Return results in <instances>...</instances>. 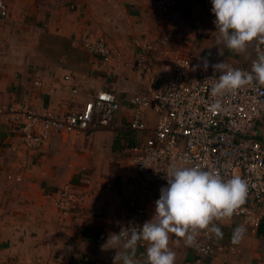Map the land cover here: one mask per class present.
Masks as SVG:
<instances>
[{
  "label": "crops",
  "instance_id": "0c3cea01",
  "mask_svg": "<svg viewBox=\"0 0 264 264\" xmlns=\"http://www.w3.org/2000/svg\"><path fill=\"white\" fill-rule=\"evenodd\" d=\"M0 1L7 10L3 18L0 8L1 100L59 116L81 110L100 91L112 92L121 104L114 129L97 131L91 139L52 134L37 151L23 145L20 120L0 115V264L32 259L42 264H114L116 250L102 251L100 246L110 233H118L129 199L137 198L147 210L144 216L132 211V219L146 222L154 215L160 188L167 186L157 184L146 195H136L128 184L134 173L132 149L145 138L128 127L134 117L131 100L151 88L166 61L148 47L170 37V49H175L177 34L183 33L198 39L201 53L215 64L226 61L251 70L256 41L243 52L221 46V55L212 6L204 0H172L174 23H166L149 0ZM100 38L120 54L110 64L84 48L85 40ZM144 54L153 66L149 75L137 67ZM147 115L154 125L158 115ZM255 130L264 146V118ZM69 185L80 194L81 207L62 216L47 195ZM241 224L235 216L223 221V239L216 241L228 249L210 264H264V225L246 227L243 240L233 245V230ZM170 236L175 264H192L194 253L183 239ZM142 252L146 255V249ZM134 259L146 264V257Z\"/></svg>",
  "mask_w": 264,
  "mask_h": 264
},
{
  "label": "built area",
  "instance_id": "2783aa9c",
  "mask_svg": "<svg viewBox=\"0 0 264 264\" xmlns=\"http://www.w3.org/2000/svg\"><path fill=\"white\" fill-rule=\"evenodd\" d=\"M157 6L166 23H174L172 0H149ZM207 7L211 0H204ZM1 17L7 10L0 1ZM173 38L157 39V45L149 46L164 59L161 73L155 74L151 88L131 100L134 117L129 129L144 136V140L133 147L134 173L129 177L136 195H146L157 184H165V173L171 166L183 165L188 157V166L222 175L225 179L240 176L248 184L245 203L238 209L245 228L257 230L264 225V146L257 138L256 123L264 118V85L253 81L235 94L213 97L211 85L215 82L211 65L213 59L201 53L198 39L183 33L177 34L180 42L170 49ZM84 48L98 56L106 64L118 55L103 39L85 40ZM255 57L264 52V44L256 41ZM147 54L138 58L137 67L144 74H152L153 66ZM209 67L205 71L203 61ZM168 64V65H167ZM245 71L250 69L229 64ZM67 80L70 77H66ZM220 99L224 110H214L213 103ZM121 104L110 91L98 92L81 110L64 116L50 111L36 112L30 108H19L0 99V115L14 116L21 121V136L27 150L42 149L52 134H79L86 139L101 130L115 128V120ZM158 115L154 125L148 120V112ZM21 178H18L20 181ZM52 207L62 216L70 215L81 207V196L70 185L47 195ZM144 216L147 210L139 205L137 198L129 199L118 233L131 224L142 227V220L132 219L131 212ZM222 227L223 222H217ZM185 244V243H184ZM146 243L137 247L136 254L145 250ZM185 247L194 253L192 264H210V260L228 249L217 243L216 238L201 232L194 246ZM28 264H42L32 259Z\"/></svg>",
  "mask_w": 264,
  "mask_h": 264
},
{
  "label": "clouds",
  "instance_id": "9594fccd",
  "mask_svg": "<svg viewBox=\"0 0 264 264\" xmlns=\"http://www.w3.org/2000/svg\"><path fill=\"white\" fill-rule=\"evenodd\" d=\"M211 12L216 32V46L235 52H243L249 43L264 44V0H211ZM207 59L203 61L206 71ZM214 75L210 79L213 97L235 94L253 81L264 85V52L252 62L251 71L229 66L226 61L211 65ZM212 108L224 110L220 99ZM183 165L171 166L165 173L167 186L160 188L159 199L155 201L152 219L142 227L131 224L122 227L119 233H110L101 250L115 249L114 264H137L134 259L137 247H146V264H175L176 253L170 248V234L183 239L186 246H194L200 233L206 232L217 239H223V232L217 222L231 219L245 203L248 184L240 176L225 179L218 173L188 166V157ZM246 229L237 226L232 233L231 243L238 245ZM179 239L177 243H179ZM122 249V251L120 250Z\"/></svg>",
  "mask_w": 264,
  "mask_h": 264
},
{
  "label": "rangeland",
  "instance_id": "374dc122",
  "mask_svg": "<svg viewBox=\"0 0 264 264\" xmlns=\"http://www.w3.org/2000/svg\"><path fill=\"white\" fill-rule=\"evenodd\" d=\"M9 178V177H8ZM135 257H146V255H144V253L142 251H140L138 254L135 255ZM31 260H27V262L25 264H28Z\"/></svg>",
  "mask_w": 264,
  "mask_h": 264
}]
</instances>
